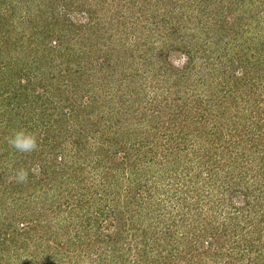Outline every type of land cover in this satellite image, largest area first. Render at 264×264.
<instances>
[{
	"label": "trees",
	"instance_id": "16d2710c",
	"mask_svg": "<svg viewBox=\"0 0 264 264\" xmlns=\"http://www.w3.org/2000/svg\"><path fill=\"white\" fill-rule=\"evenodd\" d=\"M34 1L0 0V264H72L90 247L95 264H201L217 245L208 264H264V107L251 93L264 97V0H173L163 17L146 0ZM25 38L30 54L14 55ZM19 128L36 151L10 146ZM91 191L108 212L89 213Z\"/></svg>",
	"mask_w": 264,
	"mask_h": 264
},
{
	"label": "rangeland",
	"instance_id": "374dc122",
	"mask_svg": "<svg viewBox=\"0 0 264 264\" xmlns=\"http://www.w3.org/2000/svg\"><path fill=\"white\" fill-rule=\"evenodd\" d=\"M43 1H46V0H36V2L34 1V3H32L33 5V7H34V9H33V11H41L42 9H41V7H39L38 5H43ZM48 1L49 0H47V4H48ZM175 1H178V0H175ZM37 3V4H36ZM56 3V2H55ZM146 10H150L152 13H153V15H154V17H155V15L156 14H160V15H162L161 17H163V14H164V12H166V10H174V9H176L177 7H178V5H176V3L175 2H173V0H146ZM177 4H178V2H177ZM24 5H26V4H24ZM174 5H176V6H174ZM51 6V5H50ZM49 7V6H48ZM28 10V9H27ZM26 10V11H27ZM25 11V12H26ZM185 11H187L186 9H185ZM25 12L23 13V14H25ZM257 12V9H254V10H252L250 13H253V14H255ZM19 13H20V11H19ZM255 17H256V19L258 20V18H259V16H257V15H255ZM260 17L262 18L263 17V14L261 13L260 14ZM153 18V17H152ZM254 22H257L256 20L254 21ZM148 24V23H147ZM259 32H261V31H259ZM147 32H146V29L143 31V36L146 34ZM18 36H19V34H18ZM159 38V37H158ZM146 37L144 36L143 37V41H144V43L146 42ZM4 41H5V39L2 41V43H1V45H3V43H4ZM32 40L30 39V38H25V40L24 41H22L21 43H19V41H17V43H16V45H17V47H15L16 49H14V47L12 48V50H14L13 52V54L14 55H19L20 57H22L23 55L24 56H26L27 54H30V53H28V52H30V50H31V48H30V50H28L27 48H28V46H29V44H30V42H31ZM96 41L97 40H92L91 42H90V45H89V47H88V49L93 45L94 46V44H96ZM161 41V40H160ZM162 42H164V41H162ZM177 42H178V44H182V40L180 39V38H177ZM35 43H37V42H35ZM165 43V42H164ZM20 44V45H19ZM136 44V43H135ZM134 44V45H135ZM31 46V45H30ZM158 46L160 47L161 46V44H160V42H158ZM32 47V46H31ZM3 48H6V46L4 45L3 46ZM33 49H34V47H33ZM148 49V46H146V45H142V51L143 52H146L145 50H147ZM174 49V50H173ZM173 49H171V52L169 53V57H167L168 58V63L170 64H172L173 66H175V67H177V68H182L183 66H184V64L188 61V55H186V51H183V50H180V49H176V48H173ZM90 50V49H89ZM156 52L158 53V55L160 54L159 53V51L158 50H156ZM21 54V55H20ZM13 55V56H14ZM29 56V55H28ZM167 55L165 54V57H166ZM20 57H19V60H23V59H20ZM29 58V57H28ZM6 60V59H5ZM21 64H23V62L21 63L20 61H19V63L17 64V65H21ZM17 65H13L15 68L17 67ZM264 65V64H263ZM262 68L264 67V66H261ZM80 68V67H79ZM7 70H9V69H7ZM94 73H96V72H94V71H92L91 72V76H92V80H90L91 82H94L95 81V83H96V80L94 79ZM101 75V74H100ZM264 75V74H263ZM67 78H66V80H67V82H71V83H73L74 82V78L73 77H69V76H66ZM152 79H154V77L152 76V77H150V80H152ZM193 79H196V77H194ZM197 80V79H196ZM262 80L263 81H259V83H260V85H262V87L264 88V77L262 78ZM104 80L103 79H99V81L97 82V84H96V87H97V90H98V92L100 93V95L101 96H103L104 95V92H106V93H108L109 94V96H110V93H112L113 92V96L115 97V98H117V96H119L118 95V93L119 92H117V89H118V86H117V82L115 81L114 83L115 84H111V86H112V88H109V85H107L109 82H107L106 81V83H104L103 82ZM57 83H65V81L63 82L62 80L61 81H58ZM94 83V84H95ZM56 85H59V84H56ZM207 89L209 90V91H207V93L209 92H212L211 90H210V86H208L207 87ZM71 91V89H69L68 90V92H70ZM186 91H189V90H186ZM257 95L255 94L254 95V90L253 91H251V93H252V96L256 99V98H258L259 100H261V98H263L262 99V103H263V107H264V97H260L259 95V90H257ZM190 94V93H189ZM263 96H264V94H263ZM120 97V96H119ZM208 98V97H207ZM206 98V99H207ZM103 99H104V97H103ZM115 100V102H117V100L118 99H114ZM228 100H230V99H228ZM1 108V107H0ZM242 108L243 107H241V110H242ZM233 109H229V112H226L225 113V115H226V117H225V120H224V122H226L227 120H229V118H232V116H234V114H232L231 113V115H230V112L232 111ZM238 111V110H237ZM115 113H118V111H115ZM111 117H112V114L110 115ZM120 117L118 116L116 119L118 120ZM1 121V120H0ZM1 123V122H0ZM227 123V122H226ZM261 124V123H260ZM255 125V124H254ZM253 125V126H254ZM262 127V129L264 128V124L261 126ZM1 129V128H0ZM256 129H259L258 128V126L256 125ZM34 132V131H33ZM261 132H262V130H261ZM0 134H1V132H0ZM260 134V133H259ZM3 136V138H1V141H0V144L2 145V146H0V156H1V154L3 155V153H5L6 152V149H7V147L5 146V143H4V141H6L7 139L6 138H4V136L5 135H2ZM1 136V137H2ZM10 136V135H9ZM259 136V135H258ZM217 136H215L213 139H215ZM219 138V137H218ZM4 139V140H3ZM3 140V141H2ZM223 144V142L221 141V142H219V144ZM228 143H230V142H228ZM227 143V144H228ZM264 145V135L262 136V138L260 139V143L258 142V144H259V146H258V148H261V147H263L262 146V144ZM192 149L193 148H189L188 150H190V153H192ZM39 154H41L42 155V153L40 152ZM122 154V153H121ZM5 159V158H4ZM61 161V159L59 160V162ZM84 175V174H83ZM84 176H86V175H84ZM85 185V184H84ZM92 191H95V189H94V187H93V189H92ZM88 192L89 194H91L92 196H93V200H94V204L91 206L90 205V211H89V213L92 215V216H95L96 215V211H98L97 209H100V208H106L107 207V210H106V212H108L109 210L108 209H110V206L108 205L109 204V201H110V199L108 198V199H103V195L102 194H98L97 192L96 193H94V192ZM150 193H152L151 191H150ZM142 194L143 195H148L147 193H145V192H142ZM95 198V199H94ZM240 198V197H239ZM237 201H238V198H237ZM7 205H10L11 207H13V206H15L16 208H17V210H18V212H22V210L20 209V205L18 204V202H16L14 199H12V198H10V199H8V203H7ZM34 205V207L36 206L35 204H33ZM110 205H111V202H110ZM83 207H77V209L83 214L84 213V211H85V209H86V205H82ZM109 206V207H108ZM36 210V208L34 209V211ZM31 215V214H30ZM119 217L121 218V216L119 215ZM28 220L30 221V220H32V218H28ZM21 221H23V220H21ZM230 221V220H229ZM119 223H124V220H122V221H120L117 217H114L113 219H106V221L103 223V233L104 234H106L107 232H109V233H114L115 232V230H116V227H117V225L119 224ZM73 233H74V231H72ZM216 232V231H215ZM218 237V236H217ZM158 242H156V243H154V244H152V246H150L151 247V250L152 251H154L153 253L154 254H157L158 252H159V250H161V249H164V247H163V245H161V244H157ZM217 245V244H216ZM218 246V245H217ZM217 246H214V250L215 251H213L212 249H209L208 251H207V253H206V255H204V256H201L200 255V257L202 258H199V257H197L198 258V260H201V264H208V262L206 261V259H211V258H215L216 257V254H218V253H220V251H216V248H217ZM90 247V246H89ZM219 247V246H218ZM210 248V247H209ZM97 251H99L98 250V247L96 248V249H92L91 247L90 248H84L78 255H77V257L79 256V257H82L80 260L81 261H78V262H73L72 264H95V263H93L92 262V259H94L95 260V253H96V255L97 256H99L100 254H99V252H97ZM139 252V251H138ZM102 253V252H101ZM133 253V252H132ZM99 254V255H98ZM215 254V255H214ZM78 257V258H79ZM197 260V259H196ZM96 261V260H95ZM195 261V260H194ZM23 263H25V261H22ZM238 264H248V261L247 260H245V261H242L241 263L240 262H238Z\"/></svg>",
	"mask_w": 264,
	"mask_h": 264
},
{
	"label": "clouds",
	"instance_id": "9594fccd",
	"mask_svg": "<svg viewBox=\"0 0 264 264\" xmlns=\"http://www.w3.org/2000/svg\"><path fill=\"white\" fill-rule=\"evenodd\" d=\"M8 142L12 148L21 153L34 152L40 146L37 134L24 128L14 130L8 138ZM16 177L20 181H24L27 179V173L21 170L16 173Z\"/></svg>",
	"mask_w": 264,
	"mask_h": 264
}]
</instances>
